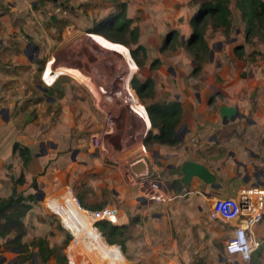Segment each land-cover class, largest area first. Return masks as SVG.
<instances>
[{
	"label": "crops",
	"instance_id": "0c3cea01",
	"mask_svg": "<svg viewBox=\"0 0 264 264\" xmlns=\"http://www.w3.org/2000/svg\"><path fill=\"white\" fill-rule=\"evenodd\" d=\"M39 2L40 0H0V195L5 197L11 194L14 187L12 177L17 178L24 172L26 182L32 183L34 177L43 172L49 154L52 153L49 148L42 149L41 153L34 152L36 144L43 146L46 142H52L55 151H64L70 143H74L72 158L77 155L84 157V166L89 168V173L95 174L96 180L102 184L100 186L111 189L117 195L120 207L117 204L114 206L120 214H103L105 217L115 223L124 222L130 230L131 219L136 217L138 220V214L148 216L155 234L152 249L159 258L155 264H264V217L254 227L261 244L250 259L244 258L241 253L227 251V240L234 234L237 221L220 214H216L215 218L211 217L213 207L219 199L238 198L240 192L248 187H264V153L250 151L249 156L245 142L240 141L239 135H230L231 127L237 126L238 122L248 120L253 123L242 112L240 105L218 96L213 101V94L216 93L213 90L187 88V78L181 73L175 75L173 69H170L169 77L168 72H163L162 64L155 70L157 73L138 80L144 83L150 79L154 86L152 94L145 91L139 97L143 102L146 101V106L155 102L165 105L173 101L181 103L182 120L175 133L180 142L171 145L150 140L145 144L150 131L158 132L152 127L146 106L138 101L132 90L128 98L131 103H117L114 106L110 101L112 96L121 93L125 95L124 91L121 92L124 89V79L126 77L129 81L131 72L135 69L127 59L128 56L133 59L131 54L111 56L113 60L122 58L126 67L120 70L123 74L121 83L118 81L117 84L113 79L110 81V58L97 54L84 59L83 53L78 54V44L75 41L63 44L53 36L57 27H60V16L54 14L58 7L70 8L71 18L76 15L74 9H79L78 16L73 19L75 23L67 29L72 28L82 34L89 32L95 25L91 14L89 17L85 15L79 3L70 6L65 0H47V10L39 7ZM29 14L39 21V26L32 25L33 19ZM45 17L49 18L50 23L44 22ZM26 18L28 24L22 23ZM30 29L34 32L42 31V39H35ZM92 42L108 53H113L118 48V45L102 46L93 40ZM84 50L83 47L82 52ZM151 64L152 62L149 67ZM114 72H117V68ZM34 78L39 83H34ZM25 80L28 81L24 82ZM29 87H35L42 96L39 102L34 101L30 106L39 111L36 119H32V114L29 116L24 102L32 92ZM135 92L138 96L136 90ZM221 92L227 96L226 90ZM223 104L235 106L237 114L230 119L221 116L220 107ZM51 105L59 107L61 112L54 122L50 120L53 117L50 112L45 114ZM214 105L216 109L213 108ZM131 106L143 111L146 121H143L139 113L130 109ZM108 119L113 127L104 138V146L95 148L91 143V136L107 128ZM16 142L28 147L32 153L27 168L23 167L19 154L13 152ZM83 143L87 145L85 152L82 151ZM212 147L215 151L216 148L226 150L227 154L224 156L222 152H217L212 156ZM187 160L208 167L215 175L214 184L205 183L198 177H193L189 184L182 183L181 166ZM139 161H143L145 166H138L136 171H147L152 176L159 177L169 184L173 193H181V196L171 202L150 207V202L126 179V172L134 171L133 168ZM7 174L11 175L8 177ZM5 178L10 179L9 189L3 186ZM96 180H91L95 190L100 189ZM52 183L49 181V187L43 189L50 191L54 187L53 191H57V182ZM17 189L25 195L33 193L21 185H17ZM83 200L85 205L92 208H104L109 204L108 201L106 204H98ZM76 215L79 220V214ZM164 229L167 231L165 236ZM86 236L89 234L86 233ZM164 238L167 245L164 253H160L161 240ZM8 240L9 237L0 236V264L41 263L36 251L30 261L19 263V249L5 248L4 243ZM77 243L84 244L100 258L102 249H94L87 242ZM127 244L126 241V248ZM106 250L111 251V254L120 253L112 248ZM70 255L78 260V245L71 247Z\"/></svg>",
	"mask_w": 264,
	"mask_h": 264
},
{
	"label": "rangeland",
	"instance_id": "374dc122",
	"mask_svg": "<svg viewBox=\"0 0 264 264\" xmlns=\"http://www.w3.org/2000/svg\"><path fill=\"white\" fill-rule=\"evenodd\" d=\"M65 1L70 6L79 3L84 14L86 13L85 15L88 17L91 14V18H94L93 23L107 17H113L122 9L124 3L126 5V15L133 19L132 26L134 27L137 25L139 27L138 43H134L132 36L127 32L122 34L113 32L115 35L122 36L128 41V44L119 42L128 48L123 47L121 44L114 43L100 34H92L91 39L102 46L118 45V48H116L113 53H108L103 49H99L97 45H94L92 40H90L89 32L82 34L72 28L67 29L68 26H72V23H75L73 19L78 16L79 12L77 7L74 9L76 15L72 18L70 16V8L64 9L58 7L54 12V14L60 16L58 20L60 27H57L53 36L59 38L63 44L68 41H75V43L78 44L76 46L78 54L81 55L83 53L84 59L88 58V56L93 57L97 54L102 57L105 56L107 59L110 58L109 64H112L109 65L110 81L113 79L115 83L118 84V81L121 83L123 74L120 70L126 67L123 63L124 60L120 58L123 56L122 53L129 55L132 49L136 48L138 44H141L146 49L147 57L144 59V65L140 68L136 65V61L133 58L135 69L131 72L129 79L133 90V77L136 80H143L147 75L155 73V70L164 64V66H162L163 72H165V74L168 72L169 74H167L169 77L171 74L170 69H173L175 75L181 73L183 77L187 78V88L193 90H213L216 91V93L213 94V101H216V96H218L222 100L225 98L239 104L242 108V112L248 119H252L253 123H249L248 120H246V122H238L237 126L231 127L230 135H239L240 141L245 142V148L249 156H251L250 151L259 154H262V152L264 153V40L260 38V31L251 41L246 40V22L242 18L239 8L236 6V0H231L230 2L233 25L228 36L222 27L215 26L213 20L208 21L205 35L210 46V54L207 61L204 62L201 71L196 76L191 74L195 68V63L193 62V54L187 48V43L192 33L190 19L196 10V6H198V2L202 0ZM38 4L39 7L47 9V0H40ZM28 9H30L29 5ZM31 17L33 19L32 25L39 26V21H36L33 16ZM85 19L88 20V18ZM26 20L27 18L23 19L22 23L26 24ZM44 22L50 23L49 18L45 17ZM171 31H176L177 34L174 35L175 37L168 43L165 50H160V47L165 43L164 41ZM30 32L35 39H42V31L39 30V32H37L35 30L34 32L30 29ZM238 45H244L245 47V55L243 57L237 56L234 51L235 47ZM83 47L85 50L82 52ZM111 56L120 57L113 60L114 58H111ZM139 57L143 58L142 52ZM83 58L81 61H83ZM129 58L130 56H128L127 59ZM156 58L159 59V62L154 67H149L150 63ZM94 66V68H96L97 65L94 63ZM116 68V73L118 74L114 73ZM222 77H224V79ZM27 81L28 80H25L24 82ZM33 82L39 83L37 78H34ZM30 88L31 87H29V90L32 92L25 98L28 100L24 102L28 108L27 112H29V116L32 114V119H36L39 111H37L36 108H30V106L33 105L34 101L39 102L42 96L37 92L35 87L32 89ZM223 89L226 90L227 96L222 94L221 90ZM123 91L124 89L121 92ZM134 93L138 101L146 106V101L143 102L139 95L137 96L135 90ZM209 94H212V92H209ZM110 101L114 106L115 104L117 105V103L121 105L127 104L126 97L123 93H121V95L112 96ZM114 101H116V103ZM52 107L51 105L49 111L46 110L45 114L50 112L51 116H53L50 120L54 122L61 112L59 107ZM213 108L216 109V106L214 105ZM29 119H31V117ZM111 126L113 127L110 119H108L107 129L109 131L112 128ZM70 144L64 151H55V145L52 142H46L43 146L42 144H36L34 147V152L41 153L42 149L49 148L52 154H49V159H47L48 163L43 172L36 176V183L39 189H35L30 182L21 185L22 188L25 187V190H29L36 195V200L33 203L32 209L24 217L27 229L26 235L23 238L24 241L30 242L34 237L44 236L52 246L57 247L59 256L51 259L47 264H72L70 257L74 264H155L159 258L157 253L152 249V245L155 243V234L150 226L152 224L148 220V216L138 214V220L136 217L133 218L135 222L130 224V230L126 232L127 238H125V240L128 244L125 251H122L119 245L120 243L118 244L116 242L117 244L112 245L118 246L122 253L113 252L111 254V251L102 249L103 251L99 253L100 258H97L95 254L91 253L84 244H78L77 242L80 240L76 239L73 232L62 223L61 219L63 217L70 216L72 213H78V223L73 225L72 228H74L75 233L82 235L83 242L90 244L92 243L91 237L85 234H90L92 229L91 219L87 216L85 211L75 203L72 192L78 198L81 206L88 210H91V208L82 205L83 198L98 204L102 202L106 204L108 201L109 204H107L104 209H115L114 204L120 207V203L116 199L117 195H115L111 189H104V187H101L100 185L102 184L96 180L95 174L92 175L88 172L89 168H86L83 163L84 157L81 158V156L78 157L77 155L72 158L75 148L74 143ZM84 144L85 143H83L82 151L85 152L87 145ZM214 151L215 148L212 147V153H214L212 156H215L217 152H222L224 156L227 154L226 150H220L219 148H216V151ZM7 175L9 177L11 174ZM46 175L48 176L46 177ZM54 178H56V180ZM91 180H96L100 189H93ZM49 181L50 183L54 181L57 182L56 188H58V190H55L56 192L53 191L55 189L54 187L50 191H45L43 189L46 188V186L49 187ZM3 183L5 188H10V179H3ZM149 202L151 204L150 207L153 206V208L155 205L164 204L154 201ZM47 203L49 204L48 206ZM103 214L105 215L107 213L102 212L100 215ZM118 214H120V212L116 211L114 215L117 216ZM107 215L112 216V214ZM123 223L124 222L115 224L122 225ZM93 226L95 227V224H93ZM165 233H167L166 229L163 231V236H165ZM102 237L107 242L103 235ZM165 242V238L161 240L162 250L160 253H164L165 251V246L167 245ZM76 245H78V260L70 255L71 247H75ZM35 250L36 249H34V251ZM60 257H63V259L60 260Z\"/></svg>",
	"mask_w": 264,
	"mask_h": 264
},
{
	"label": "trees",
	"instance_id": "16d2710c",
	"mask_svg": "<svg viewBox=\"0 0 264 264\" xmlns=\"http://www.w3.org/2000/svg\"><path fill=\"white\" fill-rule=\"evenodd\" d=\"M231 0H202L198 2L196 10L190 19L192 33L188 39V50L193 54V62L195 68L192 71L193 75H197L204 64L207 61L210 54V46L206 38V29L209 20L215 22L216 27H222L224 32L228 36L232 28V9L230 7ZM236 6L241 12L242 18L246 22V40L251 41L252 38L260 31V38L264 40V0H236ZM126 5L123 3L122 9L113 17H107L95 23L94 27L89 29L91 33H98L105 36L106 39L128 44V41L122 36L115 35L113 32L124 33L127 32L132 36L133 42L138 43L139 39V27L132 26L133 19L126 15ZM176 31H171L165 39V43L160 47V50H165L168 43L173 40L176 35ZM121 44V45H124ZM125 46V45H124ZM127 47V46H126ZM244 45H238L234 51L239 57L245 55ZM142 52L143 58L139 55ZM135 59L137 65L142 67L145 63L144 59L147 57L146 49L143 45L138 44L136 48L130 52ZM264 58V55H263ZM159 62L156 58L152 61L151 67H154ZM133 87L137 91L138 95H141L148 91L151 94L154 92V86L149 79L144 83L138 82L133 78ZM152 127L158 130L157 133L150 131L145 138V144L150 140L154 143L171 144L175 145L180 142V138L175 136L176 128L182 120V106L179 101H173L167 105L162 102H155L151 105H147ZM13 152H17L23 161V167L27 168L29 161L31 160L32 153L26 146L20 145L16 142L13 145ZM14 187L12 192L8 196L0 195V236L8 238L5 242V247L18 248L20 251L18 262L24 263L30 261L36 251L42 264H47L51 259L59 256L57 247H54L44 236L34 237L30 242L24 241L27 229L24 222V217L32 209L33 203L36 200V195L30 193L25 195L23 192L18 191L17 185H23L26 182L24 172L17 178L12 177ZM36 177L32 181V186H36ZM83 206L87 207L84 203ZM93 210H100L102 208H92ZM77 213H72L70 216H65L61 219L62 223L75 235L76 239L83 242L82 235L75 233L73 225L77 224ZM135 220L131 219V223ZM96 227L106 238L101 237L98 230L91 225L90 237L92 248L106 249L112 248L116 252L122 253L126 250V232L129 226L126 224L117 225L108 220H101L96 223ZM86 235V234H85ZM123 236V239H122ZM120 245L122 251L116 245ZM34 249H36L34 251ZM63 257H60L62 260Z\"/></svg>",
	"mask_w": 264,
	"mask_h": 264
},
{
	"label": "built area",
	"instance_id": "2783aa9c",
	"mask_svg": "<svg viewBox=\"0 0 264 264\" xmlns=\"http://www.w3.org/2000/svg\"><path fill=\"white\" fill-rule=\"evenodd\" d=\"M108 133L109 130L107 128L100 133H94L91 136L92 145L95 148L104 146V138ZM126 179L132 187L141 192V195L147 201L168 203L173 201L176 197L181 196V193H173L167 182L157 176H152L147 171H127ZM72 197L75 203L82 210H84L87 216L92 220V224H95V227L96 223L101 220H108L115 223L107 216L105 217L100 214L104 212L114 215L117 211L116 209L103 208L91 211L93 209L88 210L81 206L78 198L73 192ZM213 210L214 211L211 213L212 218H215L216 214H220L224 218L234 219L237 221L234 234L227 240V251L229 253H241L244 258L250 259L254 251H256L261 244L254 231V227L260 223L264 217V187L260 185L248 187L240 192V196L238 198L219 199L213 207ZM70 260L71 263L74 264L71 257Z\"/></svg>",
	"mask_w": 264,
	"mask_h": 264
},
{
	"label": "water",
	"instance_id": "95a60500",
	"mask_svg": "<svg viewBox=\"0 0 264 264\" xmlns=\"http://www.w3.org/2000/svg\"><path fill=\"white\" fill-rule=\"evenodd\" d=\"M57 2L58 0H53ZM91 36V34H89ZM237 114V109L235 106L223 104L220 107V115L223 117H226L228 119L232 118L234 115ZM145 166V163L143 161H139L136 163L134 169V172L136 171L138 166ZM181 170L183 173L182 177V183L189 184L193 177H198L205 183L214 184L216 178L215 175L209 170L208 167H206L204 164L193 161V160H187L183 163L181 166ZM35 189H39V187L36 185Z\"/></svg>",
	"mask_w": 264,
	"mask_h": 264
},
{
	"label": "bare ground",
	"instance_id": "6f19581e",
	"mask_svg": "<svg viewBox=\"0 0 264 264\" xmlns=\"http://www.w3.org/2000/svg\"><path fill=\"white\" fill-rule=\"evenodd\" d=\"M93 34V33H92ZM92 34H91V36H92ZM91 36H90V38H91ZM104 37V36H103ZM105 38V37H104ZM114 43H117V42H114ZM119 44H121V43H119ZM129 60H130V62L134 65V60L133 59H131V58H129ZM109 65H112L111 63L109 64ZM49 70L51 71V69H50V67H49ZM115 73V72H114ZM129 83H130V81H128V78L126 79V77H125V79H124V92H125V96H126V99L128 100L127 102H129L130 101V99H128L129 98V94H130V90H132L131 88H129ZM131 87V86H130ZM133 91V90H132ZM134 92V91H133ZM132 101H130V103H131ZM133 102H136V101H133ZM144 106V105H143ZM145 108V107H144ZM130 109H133V110H135L137 113H139V115H140V117L143 119V121H146V119L145 118H143V115H144V112L143 111H141V110H137L136 108H134V107H130ZM147 114V113H146ZM145 116V115H144ZM67 228V227H66ZM99 232V231H98ZM100 234V233H99ZM101 235V234H100ZM101 237H102V235H101Z\"/></svg>",
	"mask_w": 264,
	"mask_h": 264
},
{
	"label": "flooded vegetation",
	"instance_id": "af4514ba",
	"mask_svg": "<svg viewBox=\"0 0 264 264\" xmlns=\"http://www.w3.org/2000/svg\"><path fill=\"white\" fill-rule=\"evenodd\" d=\"M123 47H126V46H124V45H122ZM126 48H128V47H126ZM129 52H130V50H129ZM131 54V53H130Z\"/></svg>",
	"mask_w": 264,
	"mask_h": 264
}]
</instances>
